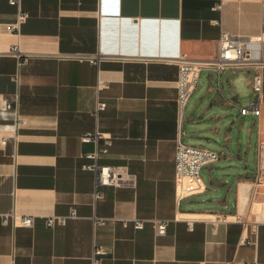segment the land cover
<instances>
[{"label":"crops","instance_id":"0c3cea01","mask_svg":"<svg viewBox=\"0 0 264 264\" xmlns=\"http://www.w3.org/2000/svg\"><path fill=\"white\" fill-rule=\"evenodd\" d=\"M21 8L28 18L10 33L16 8L0 0V215L33 223L0 218V264H90L95 246L107 252L100 264H264V65L201 72L180 121L174 85L180 54L212 59L221 31L257 37L264 0H21ZM14 46L32 55L20 67L6 54ZM252 49L264 63V41ZM97 54L113 58H61ZM256 73L259 113L241 115ZM98 101L105 108L95 114ZM95 129L112 137L98 163L129 175L98 187L96 200L94 174L82 169L93 145L79 139ZM177 139L219 158L177 179ZM71 209L76 218L45 225ZM223 213L230 219L214 227ZM133 219L144 227L133 229ZM153 220L167 222L164 235Z\"/></svg>","mask_w":264,"mask_h":264},{"label":"built area","instance_id":"2783aa9c","mask_svg":"<svg viewBox=\"0 0 264 264\" xmlns=\"http://www.w3.org/2000/svg\"><path fill=\"white\" fill-rule=\"evenodd\" d=\"M8 3L16 8L15 21L8 26L10 33L18 34L21 24L28 18V13L24 12L21 8V0H8ZM217 9L221 8V3L216 6ZM214 25L218 24L217 21H212ZM264 41V28L261 33L254 39L248 37H242L237 35H231L225 31H221L218 42L217 51L215 56L209 60H193L186 54L182 53L175 58L177 66V76L174 82L176 96L175 103L177 107L178 121L183 113L187 102L189 101L192 93L194 92L200 73L203 71H213L216 74H220L226 69L249 66V65H264V63L254 62L252 58L253 47ZM17 60V67H20L27 63L32 56L28 53H23L19 50L18 46L10 47L6 53ZM105 57L113 58L106 55H61L63 59H77L88 60L91 64H98L101 59ZM253 101L248 106L239 107V113L241 115L259 113V103L262 96V79L259 73L253 75L251 80ZM7 109L12 105L7 103L5 105ZM105 108L103 101H98L95 108V114ZM82 143H91L93 148L91 151L85 153L84 158L86 163L82 165V169L93 172L95 177L94 194L93 199H100L101 194L97 192V188L101 186H117L125 179H129V175L124 167L99 164L98 160L108 153L109 147L112 145V137L108 134L102 133L95 129L92 132H86L79 137ZM5 141H2L4 143ZM101 143V144H100ZM219 158V154L209 148L196 145H188L181 142L179 139L176 141L174 151V171L176 178L182 177H198L200 170L215 162ZM257 183H260L261 176L264 175V142H260L257 149ZM76 213L73 209L65 216L51 215L46 217L45 225L47 227H53L55 225H64L67 219L76 218ZM230 214H219L214 220L210 221L211 224L216 227L220 223H225L230 219ZM3 225H7L9 222L13 226H22L26 228L32 227L33 216L25 215L17 217V215L2 214L0 215ZM239 220V219H237ZM152 226L155 231V235L161 236L165 234L167 222L153 220ZM103 219H95V224H103ZM145 220L133 219V229L139 230L144 227ZM189 229H191V223H189ZM241 244L252 243L246 238L239 240ZM107 252L99 247L95 246L90 256V264H100L101 259Z\"/></svg>","mask_w":264,"mask_h":264}]
</instances>
